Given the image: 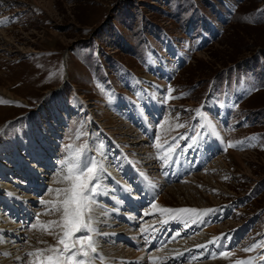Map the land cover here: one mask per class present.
Returning a JSON list of instances; mask_svg holds the SVG:
<instances>
[{
    "label": "rangeland",
    "instance_id": "1",
    "mask_svg": "<svg viewBox=\"0 0 264 264\" xmlns=\"http://www.w3.org/2000/svg\"><path fill=\"white\" fill-rule=\"evenodd\" d=\"M0 21H7L0 24V198L16 196L30 213L24 222L21 209L19 221L11 205L0 206V264H5V253L26 249L39 217H60L41 201H51L53 189L66 187L60 162L71 160L77 150L81 164L95 160L102 165L93 181H99L98 196L118 192L111 179L124 185L125 175L134 179L133 164L153 186L143 176L128 183L145 201L131 221L124 210L121 218L110 214L116 210L108 196L95 200L90 215L101 221L98 233L116 229L128 241L101 238L94 264L113 246L122 256L129 257V249L143 253L144 264H168L163 254L168 249L151 253L150 248L146 254L131 240L140 243L133 233L158 223L164 244L207 239L170 264H233L237 259L264 264V248L244 251L264 241V0H0ZM187 28L192 32L185 33ZM174 46L182 48L183 63ZM256 83L259 88L252 92L250 85ZM127 109L129 116L124 115ZM133 114L146 122H133ZM115 150L120 157L126 153L123 157L132 164L125 166ZM18 151L34 166V171L26 168L34 180L24 188ZM40 153L47 159L37 161ZM9 168L13 172L1 174ZM190 175L208 177L214 189L197 186L216 205L189 207L208 214L205 221L171 222L165 218L171 213L162 212L188 207L147 213L165 189L185 187ZM144 207H150L147 216H157L146 217L150 221L143 225ZM15 227L21 239L12 243L9 230ZM189 251L202 257L180 261ZM224 252L231 255L225 258ZM25 256L10 264H29L33 257ZM132 258L128 262L142 264Z\"/></svg>",
    "mask_w": 264,
    "mask_h": 264
},
{
    "label": "bare ground",
    "instance_id": "2",
    "mask_svg": "<svg viewBox=\"0 0 264 264\" xmlns=\"http://www.w3.org/2000/svg\"><path fill=\"white\" fill-rule=\"evenodd\" d=\"M163 62V61H162ZM154 68L156 69V68H159L160 67V65H159V63L157 64V62H155L154 61ZM171 68V67H170ZM164 69V68H163ZM167 68L166 69H164V73H166V74H168L169 75V72L167 71ZM172 71H174L173 70V68H172ZM147 84H149L148 82H147ZM156 86V85H155ZM155 86H152V87H154V91L155 92H158V88L157 87H155ZM151 88V87H150ZM149 88V89H150ZM150 92H151V90H150ZM151 93H153V92H151ZM155 96H158V94L156 93V95ZM143 97V94L142 93H140L139 92V94H138V98H142ZM159 97V96H158ZM152 98H156V97H154L153 96V94H152ZM119 103V102H118ZM120 104H122L121 103V101H120ZM117 105V104H116ZM123 105V104H122ZM122 109H125V107L124 108H121V110ZM122 112H124V111H122ZM129 114H132V112L129 110V109H127V111H126V113L124 112V115H128L129 116ZM224 114H226V113H224ZM121 115V114H120ZM135 114H133V116H132V118H133V122H136V121H140V120H142L143 122H146V119H144V118H140V119H138L136 116H134ZM143 115V114H142ZM222 115V114H221ZM127 116V117H128ZM154 117H156V115H154ZM221 119V118H220ZM204 123V122H203ZM127 125V124H126ZM152 126V125H151ZM128 127V126H127ZM210 127V126H209ZM208 128V127H207ZM212 128V127H211ZM142 129V128H141ZM209 129V128H208ZM143 130V129H142ZM132 129L130 130L129 129V133L130 134H132ZM210 133H211V129H210V131H209ZM152 133V132H151ZM207 136V135H206ZM220 137V136H219ZM185 140V139H184ZM200 140V139H199ZM202 140V139H201ZM123 143L125 142V140H121ZM196 141V140H195ZM211 141V140H210ZM120 143V142H119ZM197 143V142H196ZM218 144V143H217ZM20 150V149H19ZM125 150V149H124ZM21 151V150H20ZM20 151H18L17 152V157H20L21 156V159L23 160L21 163H19L20 164V167H19V169H20V171H22V173L23 174H26L25 176H26V178L23 176V179L25 180V185L23 186V188L24 187H26L27 185V183L29 182L30 184L33 182V178L31 177V176H28L29 174L28 173H26L27 171H28V169L29 170H32V171H34L32 168H34V166H32L31 165V163L33 162V161H31V163H28V162H26V161H24V159H25V154H24V152L23 153H21ZM115 151H117V157H119V158H124L123 160H125V161H123V163H124V165L126 166V165H129V163H131V161L130 160H127L125 157H123V155H125V156H127L128 157V155L126 154V153H122L121 154V157L119 156V153H118V150H115ZM119 152H120V150H119ZM148 153H150V151L148 152ZM42 154V155H41ZM40 155H41V157L39 156V158L37 157V155L35 156V158L36 159H38L37 161H39V160H44L45 158H44V153H40ZM240 156L239 155H236L235 154V159L236 160H240ZM21 159H19L20 161H21ZM47 159V158H46ZM151 158H149V160H150ZM118 164L120 165V163L118 162ZM132 164V163H131ZM38 165H41V164H38ZM120 166H123V165H120ZM45 167H46V165H45ZM124 167V166H123ZM131 167L133 168V172L135 173V178H136V176H137V179H133V177H131L130 175H125V177H124V180H126V184L124 185L123 184V182L122 181H120V180H117V179H115V180H112L111 179V181H113V183H114V185H116L115 187H117V190H118V192H116V190H114V192L111 194L110 192H108L107 194H106V196H108L109 197V199H110V201H107V197L104 195V197H106V199L104 198V197H102L101 195H103V193H102V191H100V193H99V196H98V193L96 192V194H95V196H94V199L96 200V199H99V197L101 198V200H106L108 203H110V206L112 207V209H115L116 211L114 212V210H112V211H110V214H111V212H112V214H113V216L115 215L117 218H121L122 217V214H120V210H124L126 213L127 212H129V214H123V216H128L129 217V221H131L134 217H135V213L136 212H139L138 211V209L140 208V206H142V203H144L145 201H144V199H140V196L137 194L138 193V190H135V189H133L132 188V186H130V184H128V183H131L132 182V179L134 180V183H135V181L137 182V180H138V177H140V176H143V173L138 169V167H136V165H131ZM181 167H182V165H181ZM26 168H28L27 170H26ZM183 169V168H182ZM182 169L180 170V172L182 171ZM210 169H213V168H210ZM5 171H10V172H13V169L12 168H9V170H6V169H4V171L1 173V174H5L6 175V173H5ZM155 172V171H154ZM121 174H122V176L124 175V170H122L121 169V172H120ZM119 173V174H120ZM108 176V175H107ZM191 176V178H185V181H184V179H183V181L184 182H186L187 183V185L185 186V187H177V188H175V186L174 187H171V188H168V189H165L163 192H162V196L160 197V198H157V199H159V200H157V203L156 204H154L156 207H153V206H150V207H152V208H150V207H148V208H146V207H144L145 208V211H144V216H145V218H143V222H142V224L144 223V224H146L147 222H149L150 220H147V218H149V217H153V218H155L157 215L155 214V216H147L146 215V211H147V209H149V211H147V213L148 214H153V212H155L156 210H160V209H163V208H182V207H196V208H207V207H209V206H212V205H216V203H214V202H212L211 201V197L210 198H208L204 193H202V192H200V191H198V189H197V186L198 185H202L203 186V188H205L206 190H208L209 192H211V191H213L214 189H213V187H212V185H210L211 183H210V181L209 182H206L205 180L206 179H209L208 177H202V176H193L192 177V175H190ZM6 177V176H5ZM35 177H38V176H35ZM110 176H108V178H109ZM144 177V179L146 180V182H147V184H148V186H150V187H153L152 186V184H151V181H149L148 180V178L146 177V176H143ZM143 177H142V179L140 180V178H139V181H140V183L141 184H143L142 182H143ZM179 177V175H178V173H177V176H176V178H175V180L177 179ZM38 180H39V177H38ZM109 180H110V178H109ZM172 181V182H175L176 183V181ZM182 181V180H181ZM104 182V181H103ZM177 182H180V180L179 181H177ZM15 183H17V181H15ZM97 184H99V181H98V183ZM144 185V184H143ZM22 188V185H20V184H17V188ZM135 188H137L136 186H135ZM144 188H145V190L147 189L146 187H145V185H144ZM98 190L100 189V186L97 188ZM55 190L56 189H53V191L49 194V197H51V201H53V200H55L56 199V192H55ZM147 193H149V191H147ZM9 194H10V190H9ZM13 197V198H12ZM12 197H4L3 198V201H2V198H0V201H2V202H0V206L1 205H3V204H6V206L7 205H11L12 206V215L15 217V219L17 218V220H19V221H21L22 220V217H21V209H23V211H22V213H25V211L24 210H26L27 208H26V206L25 205H23V204H21L20 203V201L19 200H17V198H16V196L14 197V196H12ZM111 198L113 199V201H111ZM11 202H14V203H11ZM104 202V201H103ZM17 204H19V205H17ZM18 208H19V210H18ZM143 208V209H144ZM106 209V211H108L107 210V208H105ZM111 210V209H110ZM135 211V212H134ZM97 214H99L100 215V211H95ZM163 212V211H162ZM165 212V211H164ZM175 212H173V213H167V214H165V216H167L168 214H170V215H168L167 217H165V216H163V218L165 217V218H167V219H169V218H173L174 219V221H171V222H181V223H185V222H189L190 220L191 221H196L197 219H199V218H201L202 220H201V222L204 220V219H206L207 218V216L206 215H208V214H204L203 215V217L202 216H200V215H198V216H192V219H188V218H185L187 215H185V214H181V215H179V216H176L175 214H174ZM159 214V213H158ZM11 215V216H12ZM160 215V214H159ZM158 215V216H159ZM114 216V217H115ZM213 216V215H212ZM1 217V216H0ZM28 217V218H27ZM32 217V216H31ZM147 217V218H146ZM30 218V213L28 212V210H27V212L25 213V215H24V219H25V221L24 222H27L28 220L27 219H29ZM60 218V217H59ZM59 218H57V220H59ZM99 217L98 216H96V218L93 220V226L95 227V228H97V233H98V230H99V226L101 225L100 224V220L98 219ZM162 219V218H161ZM38 220L40 221V222H42V223H46V222H48V221H53L54 219H51L50 218V215L48 216V217H39L38 218ZM164 220V219H163ZM165 222V221H164ZM197 222V221H196ZM37 223V222H36ZM153 223V222H152ZM143 224V225H144ZM159 224L160 223H158L157 225H154V226H146V227H144V229L142 230V232H139V233H133V235L135 236V237H139L138 239H140V243H139V240H133V239H131L132 241H134L135 243H137V244H139V245H136V244H133L134 245V247H135V249H142V251L144 252V253H146V254H148L147 253V250L148 249H150V248H154V249H152L151 250V253H153V252H156V251H158V250H161V249H163V248H166V249H168L167 251H166V253H163V254H165V258L166 259H164V260H168V264H170L171 262H173V263H176L177 261H175L176 259H175V256L177 257V255L178 254H184L185 252H187L188 250H191V248H193L194 249V247H197L198 245H200V244H205V240H207L206 238H204V239H202V240H195V241H192V240H189L188 242H181V243H178V242H180V241H178L177 243H175V244H177V245H175V246H173V245H171V244H169L168 242H173V241H168L166 244H164V242H166V241H161V239H160V233H159V231H160V227H159ZM111 225H113V224H111ZM10 227H13L12 225H9ZM16 226V225H15ZM198 227V226H197ZM210 227H212V226H210ZM209 227V228H210ZM18 228V227H17ZM189 228V227H188ZM208 228V229H209ZM196 229V228H195ZM15 230H16V227L15 228H12V229H10L9 230V232H11V237H12V239H11V241H12V243H13V239L14 238H20L18 235H17V233H15ZM55 230H57V229H55ZM112 231H108V232H110L111 234H109V233H107L105 236L106 237H114V239L115 238H117V240H118V238H120V241H128V238H125V237H123L121 234L120 235H117V234H119V232L118 231H116V229H111ZM141 230V229H140ZM194 230V229H193ZM205 230H206V228H205ZM8 231V230H7ZM59 231V230H58ZM212 231L213 232H215L216 234H218L219 233V231H218V229H215V228H213L212 229ZM182 232H184V230L182 231ZM23 235H27L28 234V231H23V232H21ZM21 233H19V234H21ZM189 232H186V234H188ZM194 233V232H193ZM30 235V241H29V243H28V245H27V247H26V249L24 250V251H21V249H18V250H16L15 252H10L9 251V254H7L6 256H7V258L5 259V264H10L11 262H13L15 259H17L18 257H20V256H22V257H24V259H25V257H27V256H25V255H27L28 253H31V252H34L35 250H37V249H42V248H45V247H47L49 244H55V239H54V237L52 236V235H48V234H46V233H44V232H42V231H40V230H34L33 232L31 231V233H29ZM139 234H140V236H139ZM164 234V233H163ZM79 235H81V234H79ZM151 235V237L152 238H150L149 239V241H147V238H148V236H150ZM195 235V234H194ZM105 236L104 235H100V233H98V234H96L94 237H96V242H97V245H98V242L99 241H101L102 239L101 238H105ZM145 236H147V237H145ZM168 237V234H164L163 235V238H164V240H166V238ZM7 239V238H6ZM21 239V238H20ZM95 239V238H94ZM174 240V239H173ZM35 241V242H34ZM119 241V240H118ZM204 242V243H203ZM142 243H146L147 244V246L148 247H142L140 244H142ZM163 244H164V246H163ZM12 245V244H11ZM8 246V245H7ZM112 247V246H111ZM116 247H118V246H116ZM4 248V247H3ZM16 248H18V246L16 247ZM204 248V247H203ZM192 249V250H193ZM22 250H23V248H22ZM117 250H118V248H114V246H113V248L112 249H110V251H109V253L107 254V258L106 257H104V261H103V264H124V263H129V264H132V262H128V259H130V257H133L132 259H134V257H137V260H139V262L140 263H142V264H144V262L145 261H147V259L145 260V258L143 257L144 256V254L143 253H139V254H135L134 252H132V250H130L129 249V254H128V256L129 257H127V256H122L119 252H117ZM1 251H2V253H5L4 251V249H1ZM194 251V250H193ZM197 251V250H196ZM207 251V250H206ZM188 253H190L189 255H187V256H185V259H179L180 261L181 260H187V261H194V260H196V259H199L200 257H202L201 255H199V254H197V253H195V252H192V251H189ZM150 254V253H149ZM109 256V257H108ZM148 257H150V256H148ZM220 257V256H219ZM156 258V257H155ZM196 258V259H195ZM218 258V257H217ZM109 259V260H108ZM136 259V258H135ZM216 259V258H215ZM28 260H29V258H28ZM159 260V259H158ZM221 260H223V259H221ZM160 261V260H159ZM209 261V260H208ZM167 262V261H166ZM179 262V261H178ZM3 263V262H2ZM24 262H22V264H23ZM137 263V262H136ZM24 264H26V262L24 263ZM96 264H101V262H99V263H96ZM152 264V263H151ZM210 264H223V262H221V261H218V262H213V263H210Z\"/></svg>",
    "mask_w": 264,
    "mask_h": 264
},
{
    "label": "snow or ice",
    "instance_id": "3",
    "mask_svg": "<svg viewBox=\"0 0 264 264\" xmlns=\"http://www.w3.org/2000/svg\"><path fill=\"white\" fill-rule=\"evenodd\" d=\"M6 23L7 21H0V24ZM171 91L172 89H169V93ZM200 114L202 115V113ZM209 125L211 126L210 122ZM180 126L183 127V125ZM228 146L234 147L235 145L229 144ZM156 147L159 148L161 145L158 143ZM169 151L172 149L170 148ZM80 155L81 150H77L71 160L66 159L60 162L62 173H64L61 182H64L66 187L55 190V200L41 201V203H48L52 212L60 213V218L46 223L37 220L32 228L52 235L56 242L28 253L29 256L33 257L29 264H94L95 259L99 256L97 242L94 239L98 233L93 227V218L90 213L92 212V205L96 203L94 196L98 187L93 181L97 180V174L99 170H102V165H98L95 160L81 164ZM153 207L156 206L153 205ZM162 211L175 212L177 216L181 214L192 216L204 214L197 209L190 208L163 209ZM55 229H59V231H54ZM77 233L81 235H77ZM0 242H2V238H0ZM215 242L212 241V243ZM257 248H264V241L253 244L244 251L251 252ZM5 255L7 254L5 253ZM230 255L229 252L221 253V256L225 258ZM99 259L103 264L104 258L99 257ZM260 259H264V256H261ZM152 264H156L155 260L152 261ZM233 264H254V259H237Z\"/></svg>",
    "mask_w": 264,
    "mask_h": 264
}]
</instances>
